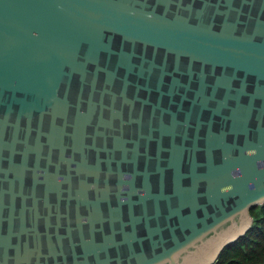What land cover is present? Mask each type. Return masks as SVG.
I'll list each match as a JSON object with an SVG mask.
<instances>
[{"label":"water","instance_id":"water-1","mask_svg":"<svg viewBox=\"0 0 264 264\" xmlns=\"http://www.w3.org/2000/svg\"><path fill=\"white\" fill-rule=\"evenodd\" d=\"M264 200V0H0V264H211Z\"/></svg>","mask_w":264,"mask_h":264},{"label":"trees","instance_id":"trees-1","mask_svg":"<svg viewBox=\"0 0 264 264\" xmlns=\"http://www.w3.org/2000/svg\"><path fill=\"white\" fill-rule=\"evenodd\" d=\"M251 224L226 244L211 264H264V200L249 207Z\"/></svg>","mask_w":264,"mask_h":264}]
</instances>
